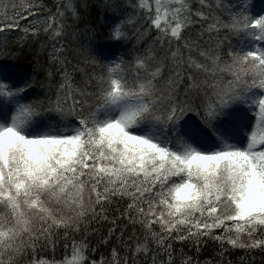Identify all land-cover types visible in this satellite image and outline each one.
Returning <instances> with one entry per match:
<instances>
[{"label":"snow or ice","instance_id":"6c2138e0","mask_svg":"<svg viewBox=\"0 0 264 264\" xmlns=\"http://www.w3.org/2000/svg\"><path fill=\"white\" fill-rule=\"evenodd\" d=\"M92 6L0 0V264H253L264 8Z\"/></svg>","mask_w":264,"mask_h":264},{"label":"trees","instance_id":"16d2710c","mask_svg":"<svg viewBox=\"0 0 264 264\" xmlns=\"http://www.w3.org/2000/svg\"><path fill=\"white\" fill-rule=\"evenodd\" d=\"M264 0H248L249 6L253 11H260L261 8H264ZM45 4L51 5L53 3V0H44ZM88 3L90 5H93L90 9H89V16L95 20L97 18V16L100 14V10L95 7V0H88ZM31 19V18H29ZM23 23V22H22ZM18 31V30H16ZM16 31L14 32H10L9 35L12 37L13 40H15L16 38ZM104 31L106 32L107 29L105 28ZM40 39H45L43 37V35H41ZM103 43V42H102ZM34 49H38L39 48V44L33 45ZM27 51V49H26ZM41 59L43 60V57H41ZM104 254L108 253V249L102 248L101 249ZM186 252H189V254H193L194 250L190 251L189 249H185ZM212 247H211V243H209V245L207 246V250L206 251H202L200 254V259H210L212 257ZM100 253H97V258H99ZM243 255V252H241L240 250H237L235 253H233V255L230 257L233 261L234 264H239V260L238 257ZM253 255L255 256V261L253 262V264H261L262 259H264V254L259 253L258 251L253 253ZM179 259V257H178Z\"/></svg>","mask_w":264,"mask_h":264},{"label":"bare ground","instance_id":"6f19581e","mask_svg":"<svg viewBox=\"0 0 264 264\" xmlns=\"http://www.w3.org/2000/svg\"><path fill=\"white\" fill-rule=\"evenodd\" d=\"M261 3H264V2H261Z\"/></svg>","mask_w":264,"mask_h":264}]
</instances>
